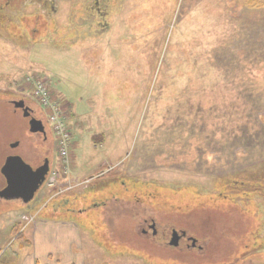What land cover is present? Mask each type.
<instances>
[{
  "label": "rangeland",
  "instance_id": "rangeland-1",
  "mask_svg": "<svg viewBox=\"0 0 264 264\" xmlns=\"http://www.w3.org/2000/svg\"><path fill=\"white\" fill-rule=\"evenodd\" d=\"M1 1L0 92L33 96L26 74L45 76L73 140L69 174L52 161L54 188L29 203L0 199V264H162L138 245L154 240L145 216L188 229L205 246L199 257L220 234L233 249L243 236L242 254L257 236L243 264L264 262V0H111L109 30L77 42L65 28L76 0L53 20L28 0ZM0 100V168L7 154L37 165L48 142ZM30 106L56 141L50 109ZM226 179L258 185L244 196L218 188ZM138 202L146 213L133 217ZM37 225L59 255L32 248Z\"/></svg>",
  "mask_w": 264,
  "mask_h": 264
},
{
  "label": "flooded vegetation",
  "instance_id": "flooded-vegetation-1",
  "mask_svg": "<svg viewBox=\"0 0 264 264\" xmlns=\"http://www.w3.org/2000/svg\"><path fill=\"white\" fill-rule=\"evenodd\" d=\"M64 1L67 0H28V5L30 6L37 5L36 7L37 11L33 12V14L39 13L40 12L38 11L39 8L42 10V12L47 14V16L43 14L45 19L53 20V18H55L60 11L59 3ZM4 5L7 6V3L6 2L2 3L1 1L0 25H3V23L7 22L2 20L3 17L7 16L6 14H3V10L5 8ZM112 6L113 5L111 3V0H76V2H73L69 14V22L65 26L66 30H68L67 33L71 34L69 41L77 42L79 40H82L83 38L86 39L88 37L90 38L96 37L108 31L110 26L108 24L107 17L109 16L112 10ZM120 8H122V6L118 5V10ZM9 22H12V20H10ZM55 41L57 42L56 38ZM0 97L4 99L6 104L10 103L11 105H13L15 107L14 111L20 112L21 116H23V118L27 122L29 132L34 134L33 132L30 131V121L32 118L41 120L36 116L34 109L30 106V103L35 99L30 95L20 94L16 90H7L3 93L0 92ZM20 102H24V106L28 108L29 116H25L24 108L16 107V103H20ZM43 124L45 126L44 122ZM49 132L50 131L47 130L45 127V133H40V132L36 133V134L38 133L41 134L42 139L48 142V145L44 149L41 148V150H39L36 153V155L40 154L39 157H42V160L37 165L32 166L34 169H37L38 167H41L47 162L49 166V170L46 179L48 178V175L50 174L54 166V165L52 166V161L57 157L56 144H55L56 142L54 141L53 133H49ZM14 142H19V141H13L11 142V144ZM10 155H19V154H7L6 158ZM0 174H1L0 189H3L6 186V179L1 173V168H0ZM162 218L163 217L159 218V216L152 217L149 219L145 217L142 220L143 222L141 221L142 225L146 223L145 226H147V228L142 229V232L145 235L143 236L150 237L151 239L154 240L141 241L140 244H138L140 247H144L146 251L150 253H154L156 255L155 258L158 259V261L161 262L162 264H243L244 259L245 260L253 259V253L255 251L253 252L251 251V249L254 248L253 245L257 243L256 242L258 238L257 236L256 238H251L253 240L255 239L256 240L250 244L251 246L250 248H247L246 254H242L241 251L243 244L242 242L243 236L240 235L238 239H235L233 241L231 240L234 246L233 249L231 246L228 247L222 245V241H220L222 240L220 234L219 242L218 243L215 242L216 246L218 247L215 246L213 247V249L208 250L207 257L204 256L199 257L197 255H193V253H195L196 251L206 252L205 246L200 243L199 238L195 237L194 234L192 235V233L188 231V229H183L178 227L172 229L167 228L168 223L166 224L167 227H164L161 221ZM138 224L140 225V222ZM166 228L168 231L164 235L163 232L161 231L165 230ZM169 230H171L170 233ZM174 236L176 237V242L173 241ZM155 243L156 245L158 244V246H155ZM230 247L233 249L232 252L229 251L231 249ZM256 248H258L257 245ZM164 253L166 254L165 256H163ZM227 254L229 255L227 256ZM251 264H264V262L262 263L253 262Z\"/></svg>",
  "mask_w": 264,
  "mask_h": 264
},
{
  "label": "water",
  "instance_id": "water-1",
  "mask_svg": "<svg viewBox=\"0 0 264 264\" xmlns=\"http://www.w3.org/2000/svg\"><path fill=\"white\" fill-rule=\"evenodd\" d=\"M16 107L24 108L25 116H29V110L24 106V102L16 103ZM30 131L33 133H45V126L39 119L32 118L30 121ZM19 142H14L11 147H17ZM49 166L46 162L41 167L34 169L20 155H10L6 158L1 167V173L6 179V186L0 189V198L20 199L24 203L31 202L36 192L40 189L48 174ZM176 242V237H173Z\"/></svg>",
  "mask_w": 264,
  "mask_h": 264
},
{
  "label": "built area",
  "instance_id": "built-area-1",
  "mask_svg": "<svg viewBox=\"0 0 264 264\" xmlns=\"http://www.w3.org/2000/svg\"><path fill=\"white\" fill-rule=\"evenodd\" d=\"M27 79L28 81L34 82L35 84V97L39 99L40 103L44 107H49L51 109L50 122L53 125V130L57 136L58 152L62 158L63 164V174L66 175L69 172L68 150L71 144L72 134L70 128L67 125L63 106L52 101L49 85L45 79L35 78L31 74L28 75ZM59 177L60 173L54 171L49 178L48 186L54 187Z\"/></svg>",
  "mask_w": 264,
  "mask_h": 264
},
{
  "label": "crops",
  "instance_id": "crops-1",
  "mask_svg": "<svg viewBox=\"0 0 264 264\" xmlns=\"http://www.w3.org/2000/svg\"><path fill=\"white\" fill-rule=\"evenodd\" d=\"M38 224H52L54 222H50V220L48 219H40L37 221ZM36 226V235H34V238L31 240L32 242V248L35 250H37V248H39L43 254H40L42 256H45V259L48 255H53L54 252H56L58 255L59 253H61L60 250H62V248L60 249L58 247V245L52 241V233H48L49 232V229H45L44 227L42 226ZM63 251V250H62ZM59 252V253H58ZM35 253L31 254V253H28V256L27 257H30V256H34ZM61 255V254H60ZM35 258H39V255L37 257V254H36V257ZM44 259V260H45ZM29 264V262L27 263Z\"/></svg>",
  "mask_w": 264,
  "mask_h": 264
},
{
  "label": "trees",
  "instance_id": "trees-1",
  "mask_svg": "<svg viewBox=\"0 0 264 264\" xmlns=\"http://www.w3.org/2000/svg\"><path fill=\"white\" fill-rule=\"evenodd\" d=\"M227 180V179H226ZM244 183V182H243ZM242 183V184H243ZM234 184V183H233ZM242 184H240V183H238L237 185H234V187H230V183H229V181L227 180V182H225V184H222V185H219L218 186V188H221V189H225L226 191H229V190H231V189H234V191L235 190H237L236 192H239V191H242V193H240V195H247L248 193H247V191L250 189L248 186H250V187H254V186H256V185H258V181H247V184L248 185H242ZM243 186V187H242ZM223 187V188H222ZM135 204H137V205H135ZM135 205V206H134ZM145 209L146 208H144L143 206H141L140 205V203L138 202V203H134V204H131V206H130V210L132 211V213L130 212V215L131 216H133L134 215V213H139V211L140 212H143V211H145ZM144 213H146V212H143V214ZM144 216H145V214H144ZM134 217V216H133ZM146 217V216H145ZM260 227V226H259ZM18 238L19 239H22V244L24 245V242H25V244L26 243H29L28 242V240L27 239H25V236L21 233L20 234V236H18Z\"/></svg>",
  "mask_w": 264,
  "mask_h": 264
}]
</instances>
